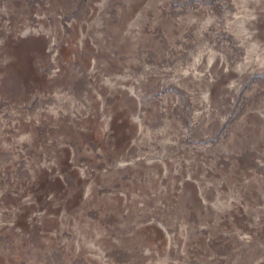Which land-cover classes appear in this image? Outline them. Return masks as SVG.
Listing matches in <instances>:
<instances>
[{
    "label": "rangeland",
    "instance_id": "obj_1",
    "mask_svg": "<svg viewBox=\"0 0 264 264\" xmlns=\"http://www.w3.org/2000/svg\"><path fill=\"white\" fill-rule=\"evenodd\" d=\"M0 264H264V0H0Z\"/></svg>",
    "mask_w": 264,
    "mask_h": 264
}]
</instances>
